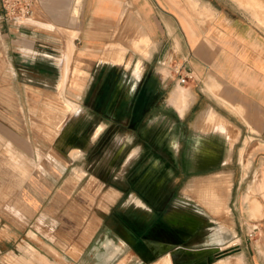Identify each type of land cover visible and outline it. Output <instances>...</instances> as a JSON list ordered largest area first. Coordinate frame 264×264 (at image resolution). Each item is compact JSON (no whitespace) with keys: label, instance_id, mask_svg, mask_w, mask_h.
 <instances>
[{"label":"rangeland","instance_id":"1","mask_svg":"<svg viewBox=\"0 0 264 264\" xmlns=\"http://www.w3.org/2000/svg\"><path fill=\"white\" fill-rule=\"evenodd\" d=\"M208 1L233 24L254 27L264 37V0H169L167 8L190 16ZM8 4L0 0V122L20 133L27 148L32 144L35 155L25 156L18 179L23 211L0 213L16 219L22 237L48 242L56 263L66 255L67 264H108L105 256L116 246L109 264H264V177L256 178L260 154L254 157L262 147L207 107L190 108L194 77L187 61H175L174 50L150 60L148 39L136 43L128 35L138 32L132 18L139 16L126 2L116 3L112 25L88 13L83 26L110 33L97 48H84L78 35L84 2L76 16L72 0L59 2V22L47 16L50 0H33L24 22L6 14ZM148 7L158 10L160 3L152 0ZM73 30L77 38L63 84ZM143 74L159 91L127 130L120 125L125 115L113 107L118 98L127 101ZM179 86L189 92L182 114L172 102ZM65 101L78 110L70 111ZM74 147L79 150L72 154ZM10 156L0 145L1 205L15 196L2 193L4 176L10 192L12 173L20 171ZM140 238L177 247L149 255Z\"/></svg>","mask_w":264,"mask_h":264},{"label":"crops","instance_id":"2","mask_svg":"<svg viewBox=\"0 0 264 264\" xmlns=\"http://www.w3.org/2000/svg\"><path fill=\"white\" fill-rule=\"evenodd\" d=\"M150 1L152 0H81L85 3V11L83 10L81 14L82 25L78 35L83 47L97 48L101 38L106 36L108 38L110 34L97 28L83 26L84 20L89 19V12L92 13L91 19H99L103 25H112L117 14L116 3H128L129 9L133 8L139 16V19L136 15L132 18L134 29L137 27L138 32L133 34L129 32L128 35L129 37L133 35L136 43L148 39L150 60L159 61L161 58H167L174 50L176 53L173 54V59L179 62L186 60L191 67L194 78L190 108L196 105L207 107V112L213 111L234 130L244 131L252 139L258 140L262 148L254 157L260 154L256 169V178L260 180L264 177V37L259 35L254 27L244 28L239 24H233L226 15H223L225 12L211 1L205 2L207 4L204 6L205 9L212 8L211 14L205 9L193 8L190 16L178 8L168 9L169 0H154L160 3V7L158 10H152L148 7ZM193 1L197 5L202 0ZM125 10L123 8L119 11L120 17H123ZM30 17L31 15L23 18L22 22L28 21ZM144 61L147 62V59ZM178 88L180 86L176 87ZM3 90L6 93L7 89ZM0 95L2 96L1 93ZM183 98L184 95L175 101L180 114L188 107V99L185 102L182 101ZM0 126V145L6 146L10 152V162L16 160L20 164L19 167L16 166L20 171L12 173L16 178V185H12L13 182L10 181L12 185L10 192L7 190L9 176H4L7 186L2 193H14L15 196L10 202H1L0 210L23 211L24 188L23 185L18 186V179L23 177L22 164L27 160L25 156L34 157V148L32 144L31 148H27L29 145L25 144L23 136L9 130L7 123L0 122ZM29 149L32 154H27ZM21 183L20 180V185ZM259 191L264 192V187ZM15 221L12 215L8 217L0 213V264H67L66 255L56 263L53 255L55 253L51 251L54 249L48 242L45 241L46 244L38 241L31 235L22 237L23 230L17 228ZM152 248L160 257L164 253L161 251L167 246L156 244ZM117 253L118 249L114 246L106 254L108 264Z\"/></svg>","mask_w":264,"mask_h":264},{"label":"flooded vegetation","instance_id":"3","mask_svg":"<svg viewBox=\"0 0 264 264\" xmlns=\"http://www.w3.org/2000/svg\"><path fill=\"white\" fill-rule=\"evenodd\" d=\"M137 80L138 83L136 85V89L131 96L126 97L127 101H124L123 103L121 102V99L118 98L116 105L113 107L115 113L121 112L123 115H125L120 125H122V127L127 130H133L138 119L147 113V108L153 106L157 93L159 91L158 89L153 88V85H151L150 80L147 78V74H143ZM100 140L101 138L99 139V141ZM135 236L138 237V234H136ZM139 240H143L142 242L146 245L149 255L157 254L152 248V246L156 244L166 245L168 249L169 247H177L174 244L152 241L146 238H140ZM168 249L166 250L169 251Z\"/></svg>","mask_w":264,"mask_h":264},{"label":"bare ground","instance_id":"4","mask_svg":"<svg viewBox=\"0 0 264 264\" xmlns=\"http://www.w3.org/2000/svg\"><path fill=\"white\" fill-rule=\"evenodd\" d=\"M49 1V0H48ZM52 2V4H51V6L46 10V8H45V10H46V13H47V16L48 17H50V18H53V19H55L57 22H59V20H60V15H59V11H58V3L59 2H63L62 0H52L51 1ZM72 2H74V5H73V7H72V15L73 16H76L75 14L77 13V11L79 10V5H80V2H81V0H74V1H72ZM65 3V2H64ZM50 5V4H49ZM64 5V4H63ZM62 7V6H61ZM41 8H42V6H41ZM60 8V7H59ZM207 9V8H206ZM209 11V10H208ZM66 12V11H65ZM64 14H66V13H64ZM63 20H64V18H63ZM67 20V19H66ZM68 20H69V18H68ZM71 22V21H70ZM64 23V22H63ZM47 28H49L50 29V27L51 26H46ZM57 26H55V28H56ZM54 28V29H55ZM46 29V28H45ZM76 31L74 30V31H72V33L70 34V36L68 37V39H69V42H68V44L66 45V48H67V50H66V54H65V56H66V63H65V65L62 67V77H61V82L63 83V81L65 80V78H66V76H67V71H68V67H67V65H68V58H70V52L73 50V39L76 37ZM122 48V47H121ZM65 60V59H64ZM119 60V59H118ZM119 62L121 63V60H119ZM137 67H135L134 68V71H133V73H134V75H136V73H137V71H138V69H136ZM66 82V81H65ZM64 84V83H63ZM185 94L187 95V92H185V90L183 91V89L182 88H178V89H175V91L173 92V102L175 103V101H176V99L179 97V98H181V96H185ZM183 99H185V98H183ZM182 100V99H181ZM186 100V99H185ZM178 101V100H177ZM182 101H184V100H182ZM182 101H180V102H182ZM66 103H67V106L69 107V109H70V111H72V112H75V110L77 109L76 108V104H73V103H69V102H67V101H65ZM177 103H179V102H177ZM183 103H181V105H182ZM177 105V104H176ZM181 107V106H180ZM78 110V109H77ZM96 135V134H95ZM94 135V136H95ZM78 150H79V148H76V147H74V150H73V152H72V154H75V153H77L78 152ZM72 154H70V155H72ZM74 156V155H73ZM71 157V156H70ZM255 201H258V199H255ZM40 257H42V256H40ZM31 262V261H30ZM159 263V262H158Z\"/></svg>","mask_w":264,"mask_h":264},{"label":"built area","instance_id":"5","mask_svg":"<svg viewBox=\"0 0 264 264\" xmlns=\"http://www.w3.org/2000/svg\"><path fill=\"white\" fill-rule=\"evenodd\" d=\"M5 1V0H3ZM32 5L33 0H9V4L5 5L6 8V14L9 16H12L13 18L23 19L32 13ZM184 66H178L176 68L177 72L181 74V71H183ZM185 76L188 78H192V73L186 71L184 72ZM181 76V82L184 81V77Z\"/></svg>","mask_w":264,"mask_h":264},{"label":"water","instance_id":"6","mask_svg":"<svg viewBox=\"0 0 264 264\" xmlns=\"http://www.w3.org/2000/svg\"><path fill=\"white\" fill-rule=\"evenodd\" d=\"M170 248H171V247H169V249H170ZM172 248H173V247H172ZM166 249H168V248H165V249H164V250H162V251H164V252H165V251H167ZM169 249H168V250H169ZM162 251H161V252H162ZM157 254H159V253H157ZM157 254H155V255H157Z\"/></svg>","mask_w":264,"mask_h":264}]
</instances>
